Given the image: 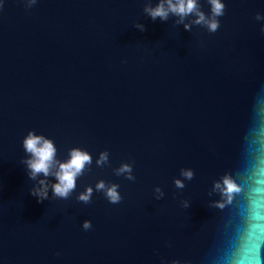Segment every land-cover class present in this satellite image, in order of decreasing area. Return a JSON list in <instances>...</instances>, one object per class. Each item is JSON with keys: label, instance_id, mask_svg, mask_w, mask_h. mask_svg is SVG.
<instances>
[{"label": "water", "instance_id": "obj_1", "mask_svg": "<svg viewBox=\"0 0 264 264\" xmlns=\"http://www.w3.org/2000/svg\"><path fill=\"white\" fill-rule=\"evenodd\" d=\"M221 2L210 33L194 15L153 21L149 0H0V264H264V0ZM29 131L60 160L92 156L68 199L31 195ZM225 176L230 201L214 190Z\"/></svg>", "mask_w": 264, "mask_h": 264}, {"label": "clouds", "instance_id": "obj_2", "mask_svg": "<svg viewBox=\"0 0 264 264\" xmlns=\"http://www.w3.org/2000/svg\"><path fill=\"white\" fill-rule=\"evenodd\" d=\"M210 5V14L206 15L197 0H158L155 6H152L150 0L143 9L147 17L153 21L159 18L161 21H167L169 16H176L179 19L177 23H183L185 18L194 15L196 18L192 21L193 24L202 25L210 33H215L220 27L218 17L225 14V5L221 0H207ZM36 3V0H28L27 6L31 7ZM257 20H262L260 14L256 15ZM135 28L141 32L145 31V26L141 23H136ZM187 31L191 30V26L184 24ZM264 32V26L261 27ZM23 149L27 155L26 159H22L21 163L26 166V172L30 180L35 181L30 193L37 198V202H42L49 198V190L53 198L68 199L77 187V179L85 174L86 171H91L92 156L85 150L75 147L68 151V158L60 160L57 158V148L54 142L46 138L44 135L35 134L34 131H29L22 142ZM97 167H103L109 163L108 151L99 153L95 161ZM115 175L124 176L127 180L134 181L135 176L133 167L130 163H122L118 168L113 170ZM180 175L184 180H192L194 172L191 169H181ZM49 178H53L52 182ZM174 185L177 189H183L185 184L182 180H174ZM119 185L108 183L104 180H99L95 184V191L101 192L105 198L112 204H118L122 200V196L118 191ZM214 190H219L230 201L232 194L239 191L238 186L228 176L223 178V183H215ZM94 188L87 186L86 189L79 193L77 200L88 204L91 202ZM156 199L164 196V192L160 187L154 189ZM222 206V205H221ZM91 222L85 220L83 229L91 228Z\"/></svg>", "mask_w": 264, "mask_h": 264}]
</instances>
